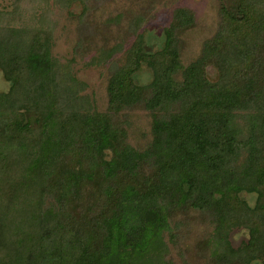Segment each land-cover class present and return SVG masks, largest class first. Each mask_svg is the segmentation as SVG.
<instances>
[{
  "label": "trees",
  "instance_id": "1",
  "mask_svg": "<svg viewBox=\"0 0 264 264\" xmlns=\"http://www.w3.org/2000/svg\"><path fill=\"white\" fill-rule=\"evenodd\" d=\"M9 1L0 8L10 84L0 93V264H176L169 243L181 239V214L209 229L203 264H264V0H217L218 29L189 63L182 35L193 11H173L156 51L137 18L121 61L112 48L91 62L110 71L105 110L73 62L53 53L54 9L88 10L91 0ZM144 65L153 79L141 85ZM135 110L150 117L143 145L131 142ZM238 231L248 237L234 246Z\"/></svg>",
  "mask_w": 264,
  "mask_h": 264
},
{
  "label": "rangeland",
  "instance_id": "2",
  "mask_svg": "<svg viewBox=\"0 0 264 264\" xmlns=\"http://www.w3.org/2000/svg\"><path fill=\"white\" fill-rule=\"evenodd\" d=\"M9 0H0V8L9 6ZM88 10L80 2L68 10L56 7L52 16L55 23L54 56L63 63L73 62L78 78L89 85L91 94L97 99L98 106L105 110L108 105L107 82L109 68L91 65L102 51L117 48L114 62L121 61L123 52L135 40L133 24L137 18L145 21V43L149 51L158 50L164 41V27L167 26L176 8L185 7L193 11L195 25L182 35L184 46L183 60L189 63L197 58L204 42L211 38L218 29L219 3L217 0H91ZM10 8V7H9ZM141 85L149 84L153 72L146 65L137 75ZM9 82L0 71V93L8 92ZM130 136L134 145H143L151 140L150 117L145 111H133ZM250 205L256 197L244 194ZM198 215H180L185 222L181 227V239L177 244H170L169 259L176 264H203L197 255L198 244L205 238L209 229L203 221L197 222ZM192 217V218H189ZM245 231L232 234L234 246L247 239Z\"/></svg>",
  "mask_w": 264,
  "mask_h": 264
}]
</instances>
